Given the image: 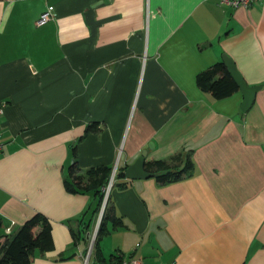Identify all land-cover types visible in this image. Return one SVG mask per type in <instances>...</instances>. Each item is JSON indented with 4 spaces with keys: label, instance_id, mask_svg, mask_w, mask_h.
I'll list each match as a JSON object with an SVG mask.
<instances>
[{
    "label": "crops",
    "instance_id": "crops-1",
    "mask_svg": "<svg viewBox=\"0 0 264 264\" xmlns=\"http://www.w3.org/2000/svg\"><path fill=\"white\" fill-rule=\"evenodd\" d=\"M225 54L262 86L246 112L240 90L216 99L197 84ZM1 101L0 235L36 213L53 225L54 249L32 264L88 252L97 199L66 186L74 146L81 173L145 149L146 163L195 164L175 183L120 179L106 263L264 264V0H0Z\"/></svg>",
    "mask_w": 264,
    "mask_h": 264
},
{
    "label": "trees",
    "instance_id": "trees-1",
    "mask_svg": "<svg viewBox=\"0 0 264 264\" xmlns=\"http://www.w3.org/2000/svg\"><path fill=\"white\" fill-rule=\"evenodd\" d=\"M197 84L205 92L210 93L216 99H223L239 91V86L228 70L224 61H219L200 72L197 75ZM100 126L94 122L88 126L87 131L99 132ZM76 146L73 147L74 159L69 166L70 180L66 181L67 188L72 192L92 191L97 199L93 209L92 216L98 219L102 203L105 196V187L110 181L111 167H92L81 173V169L76 161ZM180 158V156H179ZM195 164L191 158H188L183 167L170 165L165 161H155L145 164L147 171L156 173L155 179L160 184H170L181 181L193 173ZM125 167H118L113 188H125L127 182H120L125 179ZM111 190V192H112ZM111 193L107 201L103 219L100 223L98 234L93 246L92 258L106 263L102 252H99V243L105 234L109 233L107 225L112 222L114 228L122 224V220L111 214L110 206ZM0 226L2 220L0 219ZM75 241L78 240V234L72 233ZM55 247L53 237V225L49 218L42 213H36L25 221L19 229L10 235H0V264H32L37 252L45 255ZM121 257H111L106 264H114ZM95 264V263H93Z\"/></svg>",
    "mask_w": 264,
    "mask_h": 264
},
{
    "label": "water",
    "instance_id": "water-1",
    "mask_svg": "<svg viewBox=\"0 0 264 264\" xmlns=\"http://www.w3.org/2000/svg\"><path fill=\"white\" fill-rule=\"evenodd\" d=\"M223 61L226 64L231 75L233 76L234 80L236 81L237 85L239 86V90L243 94V101L241 103V109L246 112L253 105L257 92L262 88V86L261 85H254V86L249 85L247 81L245 80V78L243 77V75L241 74V72L239 71L234 59L230 57L229 55L227 54L223 55ZM152 145L150 144V146ZM146 156H147V149L143 150L140 157H138L134 161V163H132L126 168L125 175L127 178L134 180V179H147V178L156 176V173L147 171L145 169ZM113 173H114V170L111 174V179L113 177ZM107 201H108V196L107 194H105L102 207H101V210L98 216V220L96 223V227L94 229L95 233L91 241L90 248H93V244H94L93 240L98 234L99 226L104 216V211L107 205Z\"/></svg>",
    "mask_w": 264,
    "mask_h": 264
},
{
    "label": "built area",
    "instance_id": "built-area-1",
    "mask_svg": "<svg viewBox=\"0 0 264 264\" xmlns=\"http://www.w3.org/2000/svg\"><path fill=\"white\" fill-rule=\"evenodd\" d=\"M224 1L227 4H229V5L238 7V6H241V5H243V6H249L254 0H224ZM53 9H54V7L53 6H50L49 9H48V11L44 12L41 15V18L39 20V24H44L47 20L50 19V17L52 16V13L51 12L53 11ZM6 104L7 103L5 101H1L0 102V117L4 113V109L6 107ZM0 147H1V145H0ZM116 173H117V167H115V169H114V173H113L112 179L110 178L109 183L105 187V194H107L108 198L110 196L111 190H112L113 185H114V182H115ZM8 232H10V229H8ZM94 233H95V231L91 235L90 244H91V241H92V239L94 237ZM96 237L93 240L94 243H95ZM93 246H94V244H93ZM92 251H93V248H90V245H89L88 252H87V254L83 258V264H93V263H91V257H92L91 256V253H92ZM114 264H140V260L139 259H135L133 257H131L129 259H123V258H121L120 260H117Z\"/></svg>",
    "mask_w": 264,
    "mask_h": 264
},
{
    "label": "rangeland",
    "instance_id": "rangeland-1",
    "mask_svg": "<svg viewBox=\"0 0 264 264\" xmlns=\"http://www.w3.org/2000/svg\"><path fill=\"white\" fill-rule=\"evenodd\" d=\"M93 234V233H92ZM91 238V237H90ZM92 256V253H91ZM91 263H94V258L91 257Z\"/></svg>",
    "mask_w": 264,
    "mask_h": 264
}]
</instances>
